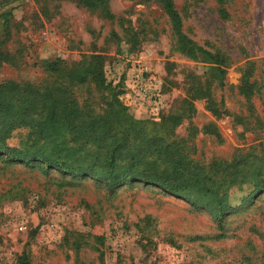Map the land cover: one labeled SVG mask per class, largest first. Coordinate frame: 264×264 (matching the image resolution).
<instances>
[{"label":"rangeland","instance_id":"1","mask_svg":"<svg viewBox=\"0 0 264 264\" xmlns=\"http://www.w3.org/2000/svg\"><path fill=\"white\" fill-rule=\"evenodd\" d=\"M174 1L190 39L236 61L223 85L210 77V64L180 48L158 0H109L112 15L80 0L0 5V14L12 15L0 50L16 60H0V83L48 85L56 77L49 63L62 59L74 65L99 54L107 81L123 90L137 64L145 63L162 82L161 110L151 115L120 94L129 115L157 125L171 115L182 120L144 138L163 135L209 174H240L249 163L263 166L264 0H225L227 18L219 13V0ZM246 72L258 89L248 99L241 92ZM74 92L95 113L104 108L103 93L93 85L76 86ZM36 116L18 124L6 143L28 148L38 142L46 151L59 147L61 160L83 171L0 157V264H20L23 256L31 264H264V188L255 185L258 169L248 177L252 183L219 187L230 188L219 213L214 205L194 203L154 184L115 183L84 172L82 165L98 155L92 144L82 148L91 147L92 155L86 156L68 149L86 140L73 141L76 135L64 130L50 133L47 142L36 140L29 125L38 122Z\"/></svg>","mask_w":264,"mask_h":264},{"label":"trees","instance_id":"2","mask_svg":"<svg viewBox=\"0 0 264 264\" xmlns=\"http://www.w3.org/2000/svg\"><path fill=\"white\" fill-rule=\"evenodd\" d=\"M9 1L0 0V5ZM108 1L80 0L89 8L100 7L112 15L110 11L108 12ZM158 1L169 18L171 30L178 37L180 48L191 58L210 64V77L219 85H223L227 69L236 62L233 56L225 51L207 49L190 39L184 32L183 17L175 1ZM225 3V0H219V13L223 18L230 15ZM11 17L9 13L0 14L2 27L0 45L10 35V29L7 28ZM104 59V56L96 54L91 55L86 62L74 65H68L64 60L57 59L48 65L49 70L56 74L54 82L48 85L29 81L0 83V119H2L0 157L7 155L12 161L36 160L45 163L47 169L83 171L67 160L62 161L59 147L46 151L44 146L37 145L38 142L28 148L9 146L6 143L18 124L27 121L31 114H36L38 122L29 123L32 125L30 128L36 140L43 139L41 141L47 142L46 140L52 137L50 133L61 130L76 135L73 141L86 140L82 147L68 149L72 155L89 156L93 153L91 149L93 146L98 155L92 160L93 163L91 161L82 165L84 172L115 183L132 179L154 184L194 203L207 207L214 205L219 213H223L224 203L228 198L227 190L230 189L220 191V186L230 184L232 187L239 182L252 183L253 180H249L248 177L258 169L259 173L255 176L258 182L255 185L258 189L264 188V175L259 177L260 172L264 170V163L263 166L256 168L254 163L244 164L240 174L237 172L226 176H221L218 172L209 174L189 161L183 154V149L175 146L173 142H167L163 135L144 138L150 131L155 132L159 128L167 130L168 124L174 128L182 120L181 116L171 115L160 125L134 119L119 98L120 94H124L125 88L118 90L119 85L114 86L107 81ZM0 60L16 61L14 56L9 58V55L2 50H0ZM249 76L251 74L246 72L241 84V92L247 99L255 96L258 91L256 83L249 81ZM85 84L93 85L99 93H103L104 108L98 114L93 111L92 104L81 105L75 96L74 88ZM208 97L209 103L215 109L217 103L210 94ZM211 111L213 112V109ZM87 144L92 145L82 151ZM202 188L206 190L204 195L200 193ZM20 264L31 263L28 257L23 256Z\"/></svg>","mask_w":264,"mask_h":264},{"label":"built area","instance_id":"3","mask_svg":"<svg viewBox=\"0 0 264 264\" xmlns=\"http://www.w3.org/2000/svg\"><path fill=\"white\" fill-rule=\"evenodd\" d=\"M125 83L123 99L129 105L139 109L146 107L150 114L159 115L162 105V82L147 64L138 63Z\"/></svg>","mask_w":264,"mask_h":264}]
</instances>
